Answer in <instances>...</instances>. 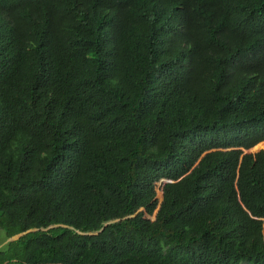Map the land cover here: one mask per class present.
<instances>
[{"label": "trees", "instance_id": "1", "mask_svg": "<svg viewBox=\"0 0 264 264\" xmlns=\"http://www.w3.org/2000/svg\"><path fill=\"white\" fill-rule=\"evenodd\" d=\"M264 0H0V264H264Z\"/></svg>", "mask_w": 264, "mask_h": 264}, {"label": "rangeland", "instance_id": "2", "mask_svg": "<svg viewBox=\"0 0 264 264\" xmlns=\"http://www.w3.org/2000/svg\"><path fill=\"white\" fill-rule=\"evenodd\" d=\"M262 232H263V237H264V228H263ZM5 246H6V238L4 236V231L1 229V231H0V250L4 249Z\"/></svg>", "mask_w": 264, "mask_h": 264}]
</instances>
